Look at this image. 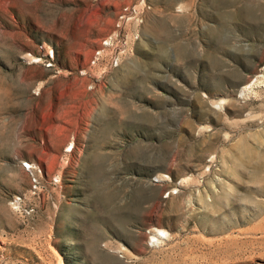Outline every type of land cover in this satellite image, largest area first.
<instances>
[{
  "label": "rangeland",
  "instance_id": "1",
  "mask_svg": "<svg viewBox=\"0 0 264 264\" xmlns=\"http://www.w3.org/2000/svg\"><path fill=\"white\" fill-rule=\"evenodd\" d=\"M0 264H264V0H0Z\"/></svg>",
  "mask_w": 264,
  "mask_h": 264
},
{
  "label": "bare ground",
  "instance_id": "2",
  "mask_svg": "<svg viewBox=\"0 0 264 264\" xmlns=\"http://www.w3.org/2000/svg\"><path fill=\"white\" fill-rule=\"evenodd\" d=\"M103 45L104 46H107L108 45V43H106V41L105 42H103ZM99 57H101V55H100V51H96V53H95V57H94V59H93V61L94 60H97ZM24 58L25 59H31V60H34L35 58L34 57H32L31 55H29V54H25L24 55ZM37 61H40V59L39 60H37ZM99 61V60H98ZM117 62H118V60H117ZM117 62H116V64L115 65H117ZM71 144V143H70ZM72 150H73V146L71 145V148L69 149V150H66L67 152H72ZM162 177V176H161ZM158 178H160V177H158ZM155 232H159V233H162V234H165V231H163V230H155ZM152 238H154L153 236H152Z\"/></svg>",
  "mask_w": 264,
  "mask_h": 264
},
{
  "label": "built area",
  "instance_id": "3",
  "mask_svg": "<svg viewBox=\"0 0 264 264\" xmlns=\"http://www.w3.org/2000/svg\"><path fill=\"white\" fill-rule=\"evenodd\" d=\"M116 62H117V57L114 58V61H113L114 64L113 65H115Z\"/></svg>",
  "mask_w": 264,
  "mask_h": 264
}]
</instances>
